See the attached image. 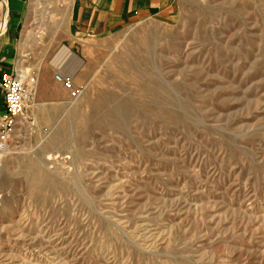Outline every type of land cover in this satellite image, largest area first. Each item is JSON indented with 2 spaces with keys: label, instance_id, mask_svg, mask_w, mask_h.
<instances>
[{
  "label": "rangeland",
  "instance_id": "rangeland-1",
  "mask_svg": "<svg viewBox=\"0 0 264 264\" xmlns=\"http://www.w3.org/2000/svg\"><path fill=\"white\" fill-rule=\"evenodd\" d=\"M67 5L28 3L0 264H264V0H174L78 41Z\"/></svg>",
  "mask_w": 264,
  "mask_h": 264
},
{
  "label": "crops",
  "instance_id": "crops-1",
  "mask_svg": "<svg viewBox=\"0 0 264 264\" xmlns=\"http://www.w3.org/2000/svg\"><path fill=\"white\" fill-rule=\"evenodd\" d=\"M72 41L97 39L140 17L167 15L174 0H66ZM29 0H0V72L13 67ZM75 55V54H74ZM76 56V55H75ZM64 60H66L64 58ZM3 101L0 94V113Z\"/></svg>",
  "mask_w": 264,
  "mask_h": 264
},
{
  "label": "built area",
  "instance_id": "built-area-1",
  "mask_svg": "<svg viewBox=\"0 0 264 264\" xmlns=\"http://www.w3.org/2000/svg\"><path fill=\"white\" fill-rule=\"evenodd\" d=\"M54 80L68 91V102L76 100L82 93L83 87L73 82V77L58 69ZM38 73L31 70L25 73L16 63L13 67L0 72V94L3 110L0 113V151L8 146L18 120L26 116L33 101Z\"/></svg>",
  "mask_w": 264,
  "mask_h": 264
},
{
  "label": "bare ground",
  "instance_id": "bare-ground-1",
  "mask_svg": "<svg viewBox=\"0 0 264 264\" xmlns=\"http://www.w3.org/2000/svg\"><path fill=\"white\" fill-rule=\"evenodd\" d=\"M63 53H61V55L57 56L55 58V62L58 64V66L63 65L64 63H66V60L70 59V60H76V56L74 55V53L70 50L65 48L63 51ZM64 58L66 60H64Z\"/></svg>",
  "mask_w": 264,
  "mask_h": 264
}]
</instances>
